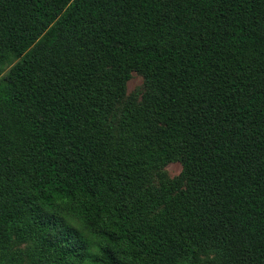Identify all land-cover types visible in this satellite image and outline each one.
I'll use <instances>...</instances> for the list:
<instances>
[{
	"label": "trees",
	"instance_id": "1",
	"mask_svg": "<svg viewBox=\"0 0 264 264\" xmlns=\"http://www.w3.org/2000/svg\"><path fill=\"white\" fill-rule=\"evenodd\" d=\"M26 256L264 264V0H0V264Z\"/></svg>",
	"mask_w": 264,
	"mask_h": 264
},
{
	"label": "rangeland",
	"instance_id": "2",
	"mask_svg": "<svg viewBox=\"0 0 264 264\" xmlns=\"http://www.w3.org/2000/svg\"><path fill=\"white\" fill-rule=\"evenodd\" d=\"M8 68L3 71L1 76L6 73ZM145 90V79L140 73L133 71L131 78L127 81V96L136 95L139 99L142 97ZM167 176L174 177L181 173L182 163L179 160L170 161L162 168ZM154 181H158V176H154ZM27 243L20 244V247L27 248ZM41 262L35 256H26L24 264H40Z\"/></svg>",
	"mask_w": 264,
	"mask_h": 264
}]
</instances>
